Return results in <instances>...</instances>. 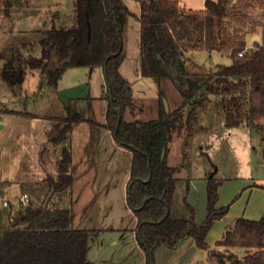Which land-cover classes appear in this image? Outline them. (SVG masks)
I'll use <instances>...</instances> for the list:
<instances>
[{
  "label": "trees",
  "instance_id": "trees-1",
  "mask_svg": "<svg viewBox=\"0 0 264 264\" xmlns=\"http://www.w3.org/2000/svg\"><path fill=\"white\" fill-rule=\"evenodd\" d=\"M4 1L10 8V1ZM74 13L71 27L52 26L40 31L38 57L5 59L0 53V79L13 89L23 83L27 71H37L42 79L55 84L66 68L103 70L108 106L102 127L131 153L126 201L136 217V237L146 255V264H154V254L162 246L175 248L188 237L198 249L209 252L214 264H264V216L258 220L235 219L215 243L216 250L210 249L206 236L214 223L228 213V205L216 206L220 182L207 177L206 215L198 224L195 210L185 196L187 216L178 217L172 210L180 181L175 175L187 160L185 143L181 162L175 166L167 164L169 143L179 122L183 120L184 140L189 139L210 96L218 98L226 128L260 120L264 130V45H257L241 57L237 55L245 44L243 39L232 42L229 36V0H204L203 10L186 12L179 9L177 0L141 1L140 75L158 81L170 79L182 102L166 113L160 92L157 119L126 121V112L135 111L134 96L119 66L122 25L130 13L122 0H74ZM192 41L205 52L229 50L231 65L215 73H185L180 59L182 45ZM81 120L75 114L59 118L62 125H55L56 141L63 145L57 160L58 178L49 182L54 193H66L74 182L69 171L72 152L67 132L72 123ZM70 222L68 209L51 212L43 204L29 202L11 221V230L0 233V264H92L87 261L88 239L98 231L72 229ZM220 248L246 251L238 259L228 250L219 251Z\"/></svg>",
  "mask_w": 264,
  "mask_h": 264
},
{
  "label": "rangeland",
  "instance_id": "rangeland-1",
  "mask_svg": "<svg viewBox=\"0 0 264 264\" xmlns=\"http://www.w3.org/2000/svg\"><path fill=\"white\" fill-rule=\"evenodd\" d=\"M9 1L10 5L16 6L12 10L6 7L4 0H0V52L5 55L38 57L40 45L36 31L42 23L45 22L48 29L52 25L59 28L74 24L73 0H39L37 7L41 13L29 12L22 0ZM122 1L130 15L126 16L122 25L120 64L123 77L131 85L135 105L133 114L126 112L125 118L128 121L154 120L159 117L156 107L159 106L160 92L164 95L163 99L172 104L173 110L181 105L182 100L167 78L158 81L138 76L141 53L138 16L140 2L145 0ZM263 1L229 0L226 24L229 25L232 42L243 39L245 45L262 43ZM56 2L59 3L54 4ZM178 2L185 10L200 11L204 7V0ZM49 5L52 6L48 11ZM50 14H56L57 18L51 19ZM182 48L184 52L180 59L185 73H208L232 63L229 50L205 52L196 41L184 43ZM39 75L37 71H27L23 83L13 89L0 79V96L4 103L0 108V194L14 199L25 193L30 202L38 206L51 192L45 205L48 210L68 209L72 229L98 231L96 236L90 235L88 239V262L146 264V255L136 237V217L126 201L131 154L129 151H113L107 130H99L94 155L86 167L82 164V172L79 177L76 175L78 178L72 184L73 196H70V190L68 193H54L49 186L50 180L58 178L57 160L61 149L57 144L50 148L47 145L57 137L55 125H62L57 117L65 113L63 102L68 94L81 96L84 92L90 97L104 96L101 70L66 68L55 84L40 79ZM217 102V97H209L199 112L198 123L189 139L184 140L183 120L179 122L169 143L167 159L169 166L178 165L185 143L187 160L181 172L183 176L187 175L189 182H186L188 179L179 181L174 194L172 210L178 217L187 216L183 206L185 196L195 210V222L200 224L206 215V179L212 176L220 182L216 206L228 205V213L214 223L209 241L214 239L213 233L221 222L237 218L258 220L264 216V188L258 187H264L262 122L257 120L244 123L239 128H226ZM95 117L102 119L100 114ZM77 128L72 135L76 148L79 139L86 134L85 125H78ZM84 159L88 158H82L83 162ZM1 206L0 201L5 227L11 221L5 217ZM210 249L216 250L215 246ZM205 258V250L198 249L194 240L188 237L175 248H159L154 254V264H201ZM207 261L214 264L209 254Z\"/></svg>",
  "mask_w": 264,
  "mask_h": 264
},
{
  "label": "crops",
  "instance_id": "crops-1",
  "mask_svg": "<svg viewBox=\"0 0 264 264\" xmlns=\"http://www.w3.org/2000/svg\"><path fill=\"white\" fill-rule=\"evenodd\" d=\"M22 2L24 3V7L29 8V12L41 13V11L39 10V7H37L39 0H26V1L22 0ZM58 3L59 2H56L54 4H58ZM73 3H74V0H73ZM51 6L52 5L47 6L48 11L50 10ZM15 7H16L15 5H11L10 9L12 10V8H15ZM178 7L182 12L188 11V10H185L182 8L180 2H178ZM203 9H204V7H203ZM56 14H57V12H56ZM56 14H53V15L50 14L51 19L55 20L57 18ZM46 25L47 24L45 22L42 23L39 26V29H37V31H36V32H38V37H39L38 43L42 38L40 31L48 29V28H45ZM248 45L249 44H246L245 46H248ZM193 52H196V51H190L189 53H193ZM1 54L3 55V57L5 59H9L10 55H11V53H7L8 55H5L3 53H1ZM0 63L2 64L3 61H1ZM99 69L101 70V72L103 74V70L101 68H99ZM119 71L122 74V76H124V74L122 73V64H120V66H119ZM139 75L140 74H138V76ZM103 77H104V74H103ZM39 78L42 79L40 75H39ZM168 81L174 87V84L172 83V81L170 79H168ZM174 89H175V87H174ZM167 102H168V106H169V111H172L174 107L172 106V104L168 100H167ZM102 103H104L105 105H102ZM63 105H64L65 113L63 115H61V117L59 116L57 118H66L68 116H73L75 114L81 116V118H82L81 121L72 123L69 131L67 132V136H68V139H69L70 144H71V152H72V163L69 166V171L74 177V182H73V185H74V183L76 182V179L79 177L78 175H80V173L82 172V169L80 167L82 166V164L84 167H86L91 161V156L94 155L95 148H96L97 143H98L97 134H98L99 130L105 129L102 126L105 123V113L107 110L108 102L105 99V95L101 96V97H90L88 95V93L84 94V92H82L81 96L76 95V94L75 95H73V94L69 95L68 94V97L65 98ZM3 106H4V103L2 102V107ZM156 111H157V114H159V106L156 107ZM97 114L98 115L100 114L102 116V119L96 118L95 115H97ZM125 120L128 121L126 118H125ZM78 125H85L86 126V130H85L86 134L84 136H82L81 140L79 139L78 148H76L74 142H72V135H73L74 131L78 129L77 128ZM107 132L110 134L109 138H110V143H111L113 151H129V150L119 146L114 141L112 134L109 131H107ZM53 139H54L53 142L50 143L49 145H47L48 148L53 147L55 144H57V146L61 149V147L63 145L62 142L59 140L56 141V137ZM47 149L45 148V150H47ZM76 149H77V151H76ZM168 154H169V152H168ZM82 158H88V159H84V162H83ZM167 159H168V155H167ZM83 171H85V170H83ZM175 177L180 181L188 179L187 175L183 176L181 170L175 175ZM187 181L189 182V179ZM71 187L69 189L70 190V196H73V193H71V191H72ZM258 187L264 188L262 185H259ZM66 193H68V191ZM23 194H25V193H21V195H23ZM21 195H19V196H21ZM3 197H7V195H5L4 193H1L0 198H3ZM16 197H18V196H16ZM1 207L4 209L5 217H7V219L9 220V210L3 206H1ZM21 211H22V209L15 211L14 212L15 217L18 216ZM3 217L4 216L1 215V213H0V232L11 230L10 224L4 227L5 222H4ZM233 220L234 219H232L228 222H224V223L221 222V225H218L216 231L213 233V235H215V236H214V239L212 241L208 240V237L211 233L209 231V233L206 236V243L208 244L209 248H212L215 246V243L221 239V237L225 231V228L228 225L232 224L234 222ZM219 221H217V222H219ZM70 226H71V222H70ZM218 250L221 252L223 250H225V252L228 250L230 253L234 254L238 259H241L244 255L245 251H246V249H244V248H233V249L220 248ZM205 252H206V258L203 260V263H201V264H210L207 261V256H208L209 252H207V251H205Z\"/></svg>",
  "mask_w": 264,
  "mask_h": 264
},
{
  "label": "built area",
  "instance_id": "built-area-1",
  "mask_svg": "<svg viewBox=\"0 0 264 264\" xmlns=\"http://www.w3.org/2000/svg\"><path fill=\"white\" fill-rule=\"evenodd\" d=\"M263 6H264V1H263ZM260 45H264V15L262 19V43ZM255 47L256 46L254 45L244 46L243 49L240 52H238L237 55L241 57L245 53L255 49ZM1 107H2V99L0 96V108ZM0 201H1L2 206L9 210V220L13 221V219L15 218L14 212L21 208L26 207L30 202V198L27 196V194H23L19 197H15L14 199L3 197V198H0Z\"/></svg>",
  "mask_w": 264,
  "mask_h": 264
},
{
  "label": "water",
  "instance_id": "water-1",
  "mask_svg": "<svg viewBox=\"0 0 264 264\" xmlns=\"http://www.w3.org/2000/svg\"><path fill=\"white\" fill-rule=\"evenodd\" d=\"M216 71H217V69L213 70L214 73H215ZM162 101H163V105H164L165 112H166V113H169V106H168V102H167V100H166V99H163ZM50 193H51V192H50ZM50 193L48 194V196H47L45 202L43 203V206H44V207H45V205H46V203H47V200H48V198H49V196H50Z\"/></svg>",
  "mask_w": 264,
  "mask_h": 264
}]
</instances>
